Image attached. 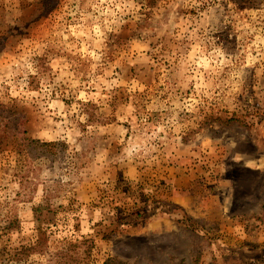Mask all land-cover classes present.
<instances>
[{
  "label": "rangeland",
  "instance_id": "rangeland-1",
  "mask_svg": "<svg viewBox=\"0 0 264 264\" xmlns=\"http://www.w3.org/2000/svg\"><path fill=\"white\" fill-rule=\"evenodd\" d=\"M75 244L264 264V0H0V264Z\"/></svg>",
  "mask_w": 264,
  "mask_h": 264
},
{
  "label": "trees",
  "instance_id": "trees-1",
  "mask_svg": "<svg viewBox=\"0 0 264 264\" xmlns=\"http://www.w3.org/2000/svg\"><path fill=\"white\" fill-rule=\"evenodd\" d=\"M35 142L37 143L38 141H35ZM53 144L54 143H48V144H42L41 146L51 148L52 146H54ZM43 211L50 212L51 209L48 205L38 206L37 208L33 209L34 217L38 218L42 214ZM3 232L7 233L8 232L7 228L3 229ZM51 233H52L51 226H48L43 231H39L38 237L36 238V241L34 243L24 245L23 247H21V252L23 253V255L28 257L29 254H31L32 252L43 253L47 251L49 248V238H50ZM78 248H79L78 244H75V245H72V247L71 246L67 247V249L63 253H60L59 251H57L58 253H56L55 255L56 257L58 256L57 258L61 260L60 263L64 261L63 264H80L79 257H77L78 256L77 254H75ZM91 249H92L91 245L85 249L84 251L85 259L89 257ZM106 264H124V263L117 261L115 258H111L106 261Z\"/></svg>",
  "mask_w": 264,
  "mask_h": 264
}]
</instances>
